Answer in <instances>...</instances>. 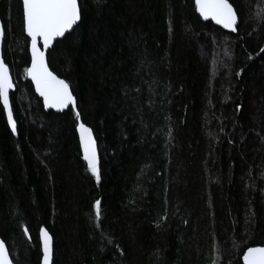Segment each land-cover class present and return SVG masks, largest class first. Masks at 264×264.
<instances>
[{
  "label": "trees",
  "instance_id": "trees-1",
  "mask_svg": "<svg viewBox=\"0 0 264 264\" xmlns=\"http://www.w3.org/2000/svg\"><path fill=\"white\" fill-rule=\"evenodd\" d=\"M79 2L48 62L96 136L99 182L73 107L46 110L26 76L21 0H0L16 84L17 134L0 102V236L13 263L41 264L43 225L53 264H244L264 244V0H230L236 32L195 0Z\"/></svg>",
  "mask_w": 264,
  "mask_h": 264
},
{
  "label": "snow or ice",
  "instance_id": "snow-or-ice-1",
  "mask_svg": "<svg viewBox=\"0 0 264 264\" xmlns=\"http://www.w3.org/2000/svg\"><path fill=\"white\" fill-rule=\"evenodd\" d=\"M195 4L196 10L205 19L210 17L224 28L236 31L237 14L229 0H195ZM21 5L24 31L31 38V65L26 68V72L34 82L36 91L43 97L45 107L63 109L68 105L73 106L83 159L87 162L88 171L99 182L101 177L92 129L81 122L80 113L75 110L76 101L69 83L58 78L48 69L45 51L38 46V38L43 42V49H47L57 37H63L66 32L73 29L81 19L78 0H21ZM0 35H3V28H0ZM12 87L8 65L0 59V102L7 113V123L12 133L16 134V122L9 104V89ZM239 108L240 105H237L238 110ZM93 207L98 220L101 216V201L97 199ZM24 235L31 240L27 227H24ZM52 239L47 228L42 225L39 229L41 264H52ZM243 260L244 264H264V246L248 247L244 252ZM0 264H13L10 251L2 238H0Z\"/></svg>",
  "mask_w": 264,
  "mask_h": 264
},
{
  "label": "water",
  "instance_id": "water-1",
  "mask_svg": "<svg viewBox=\"0 0 264 264\" xmlns=\"http://www.w3.org/2000/svg\"><path fill=\"white\" fill-rule=\"evenodd\" d=\"M229 3L230 4H232V6H233V9H234V11L236 12V14H237V23H236V31H237V27H238V24H239V20H240V18H239V13H238V11H237V9H236V7L234 6V4L232 3V2H230V0H229ZM78 4L80 5V2H79V0H78ZM80 8H81V6H80ZM200 14V13H199ZM82 16V15H81ZM200 17H202L201 15H200ZM204 20H212L210 17L208 18V19H205L204 17H202ZM81 20V19H80ZM79 20V21H80ZM79 21L77 22V24L79 23ZM216 25H218V26H220V27H222V29H225L226 31H229V32H236V31H233L232 29H228V28H224L222 25H220V24H217L214 20H212ZM3 23H2V20L0 19V28H3V35H0V59H3L4 60V62L6 63V60H5V58H4V56H3V41H4V26L2 25ZM76 24V25H77ZM76 25H74L73 26V29L72 30H74V28H75V26ZM72 30H69L68 32H71ZM68 32H66L65 34H67ZM25 33H26V31H25ZM26 35H27V33H26ZM65 36V35H64ZM63 36V37H64ZM27 37H29L28 35H27ZM63 37H57L53 42H52V45L56 42V40H58V39H60V38H63ZM30 38V37H29ZM30 45H31V38H30ZM51 45V46H52ZM38 46L39 47H41V49L42 50H44L45 51V60H46V63H47V66H48V69L55 75V76H57L58 78H60V79H63V77L61 78L59 75H56V73L51 69V67H50V65H49V62H48V48L47 49H43V42L41 41V40H39V38H38ZM50 46V47H51ZM49 47V48H50ZM29 51H30V54H31V48H30V46H29V49H28ZM30 63V65H31V62H29ZM8 65V64H7ZM30 65H29V67H30ZM8 68H9V75H10V77H11V80H12V83H13V87L11 88V89H9V104H10V107H11V109H12V112H13V119L15 120V122H16V127H17V120H16V118H15V114H14V111H13V106H12V103H11V93L13 92V91H15L16 89V84H15V82H14V78H13V76H12V72H11V69H10V66L8 65ZM26 76H28V78L31 80V82H32V84H33V86H34V89H35V92L37 93V95L42 99L41 101H43V105H44V99H43V97H41L40 96V94L36 91V87H35V84H34V82L32 81V79H31V77L28 75V73H27V75ZM64 80V79H63ZM70 89H71V87H70ZM71 91H72V89H71ZM72 94H73V96H74V93H73V91H72ZM75 97V96H74ZM75 101H76V105H77V100H76V98H75ZM2 103V102H1ZM3 105V104H2ZM70 107H73L72 105H68L66 108H63V109H57V108H52V107H45V105H44V108L46 109V110H54L55 112H64L65 110H67L68 108H70ZM6 113V112H5ZM6 117H7V113H6V115H5ZM80 119H81V117H80ZM81 122H83L82 120H81ZM84 123V122H83ZM87 127H89V128H91V126H88V124H86V123H84ZM10 129H11V127H10ZM92 129V128H91ZM78 132V131H77ZM16 134H17V131H16ZM92 134H93V138L95 139L96 138V136H95V134H94V132H93V130H92ZM78 136H79V132H78ZM79 139V141H80V138H78ZM95 141H96V148H97V159H98V164H99V161H100V152H99V145H98V141H97V139H95ZM81 150H82V148H81ZM82 152V154H83V150L81 151ZM45 227V226H44ZM48 230V229H47ZM49 231V230H48ZM50 233V232H49ZM51 234V233H50ZM51 236H52V234H51ZM0 238H2L1 236H0ZM52 238H53V236H52ZM6 243V242H5ZM54 238L52 239V248H53V255H52V257H54ZM6 246H7V244H6ZM256 246H264V244L263 245H256ZM251 247H255V246H251ZM247 249H245V251H246ZM244 255V254H243ZM10 258H11V256H10ZM12 259V258H11ZM242 259H243V256H242ZM242 263H244V260H243V262ZM14 264V263H13ZM52 264H53V258H52Z\"/></svg>",
  "mask_w": 264,
  "mask_h": 264
},
{
  "label": "rangeland",
  "instance_id": "rangeland-1",
  "mask_svg": "<svg viewBox=\"0 0 264 264\" xmlns=\"http://www.w3.org/2000/svg\"><path fill=\"white\" fill-rule=\"evenodd\" d=\"M256 4H259V2L258 3H256ZM260 12V9H259V6L256 8V13L255 14H257V13H259Z\"/></svg>",
  "mask_w": 264,
  "mask_h": 264
}]
</instances>
